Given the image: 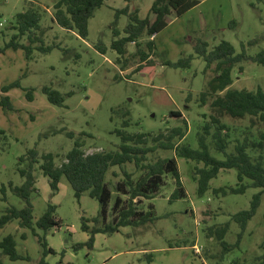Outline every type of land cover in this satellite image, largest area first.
Wrapping results in <instances>:
<instances>
[{
  "label": "rangeland",
  "instance_id": "374dc122",
  "mask_svg": "<svg viewBox=\"0 0 264 264\" xmlns=\"http://www.w3.org/2000/svg\"><path fill=\"white\" fill-rule=\"evenodd\" d=\"M54 1L0 0V47L15 33L9 27L14 23L16 13L30 6L41 14L39 24L44 28L43 45L56 44L49 52L33 48L29 58L21 48H8L0 53V88L19 80V86L8 89L6 93L11 109H0V130L6 137L3 140L0 134V216L9 207L24 206V201L10 187L22 183L17 170L19 158L27 150L35 149L39 156L51 153L59 163L73 145L74 138L68 137L67 131L80 135L86 153L110 150L119 143L112 130L120 125L123 113L127 112L132 121L127 131L155 132L179 123V118L169 116L170 111L177 110L188 121L183 142L197 148L196 133L212 112L210 101L204 106L198 104V95L214 75V65L204 71L205 61L195 52L194 46L200 40L205 41L209 51L221 40H227L236 54L244 50L250 56L264 49L263 2L201 0L181 16H170L168 25L155 34L152 64H142L139 68L137 60L131 59L122 66L116 63L117 54L110 44L115 38L113 30L123 36L129 23L127 15L115 16V11L127 4L125 0H106L95 9L88 20L85 39L51 20ZM152 1L130 0L128 5L130 10L137 8L139 16L145 17ZM144 39L146 37L140 40ZM252 40L255 41L251 43ZM21 42L28 43L27 36ZM97 44L104 47L103 52L96 48ZM127 49L133 52L134 45L128 44ZM189 57L186 67L162 63ZM231 76L232 88L255 90L260 87L264 91V64L242 60L233 66ZM44 86L63 95L62 106L47 100L42 91ZM28 88L33 89L32 100L26 98ZM188 94L190 98H187ZM112 109L118 114L113 115L114 120L110 121ZM249 119L248 116L221 117L229 127L228 153L233 152L237 140L242 141L245 137L259 140L264 124L256 122L250 126ZM247 152L252 160L260 154L264 166V149H247ZM210 153L224 159L222 153L212 148ZM157 154L171 156L173 153L159 151ZM175 158L186 197L169 200L175 183L170 173L165 174V182L157 194L142 202L143 207L148 202L153 204L157 218L145 226H124L112 234L97 233L91 248L85 244L75 248V244L87 241L88 233L81 229V217L92 219L96 216L98 201L87 192L76 199L65 177L60 179L58 191L53 193L47 176L36 168L37 192L30 194L32 214L37 219L49 203L56 206L54 215L59 225L51 228L45 236L47 247L53 252L43 255L36 236L13 219L0 228V240L12 234L16 250L27 259L10 260L0 252L1 263L38 264L43 260L44 264H215L221 247L216 239L206 237L205 227L228 221L234 213L247 209L260 188L247 187L242 193L222 195L220 192L215 196L213 188H227L238 183L236 169H221L210 179L208 190L198 195L193 175L195 169L203 164L179 156ZM27 163L23 161L20 166H27ZM128 169L132 170V167L128 166ZM112 171L118 175L113 176ZM120 176L117 167L108 171L107 179L111 186ZM247 182L249 179L245 178L243 183ZM37 231L42 234V231ZM239 236L238 246L224 253L218 264H233L232 260H237L238 264H257L260 261L258 257L264 251L261 247L264 242V193L243 233L237 223L229 222L224 240L234 244Z\"/></svg>",
  "mask_w": 264,
  "mask_h": 264
},
{
  "label": "trees",
  "instance_id": "16d2710c",
  "mask_svg": "<svg viewBox=\"0 0 264 264\" xmlns=\"http://www.w3.org/2000/svg\"><path fill=\"white\" fill-rule=\"evenodd\" d=\"M105 1L55 0L51 20L61 28L74 30L78 36L85 39L88 34L89 18L93 16L95 9L102 6ZM125 1L127 4L117 9L115 16L125 14L129 18V23L124 29L123 36H119V31L116 29L113 30L115 38L111 41L110 47L117 54L116 63L125 66L132 59L137 60L138 66L141 68L142 64H152L151 57L155 54L154 36L168 25L170 16H181L201 0H153L149 14L145 17L139 16L137 8L130 10L128 5L130 0ZM259 1L264 3V0ZM40 20V12L33 6L16 13L14 23L9 27L15 30V33L9 41L0 47V53L8 48H21L24 50L26 58H29L33 48L40 52H49L54 48L56 44L43 45L44 28L40 27ZM25 36L28 38V43L21 42ZM143 37L146 39L141 41L140 39ZM254 41L252 40L251 43ZM37 43L40 44L37 45ZM130 43L134 45V51L131 53L127 49ZM96 48L101 52L104 51V47L100 44H97ZM194 49L205 61L204 71L214 65L212 68L214 75L208 79L204 89L198 95V104L204 106L210 101L209 107L212 112L209 114V120H206L196 133L197 148L183 142L188 130V121L177 110L170 111L169 116L179 118V123L155 132L127 131L126 128L132 124V121L127 112L123 113L120 125L115 126L112 130L118 136L119 143L115 149L110 150L102 149L86 153L80 135H76L73 131H67V136L74 138V141L72 148L63 155L59 163L55 162L51 153H43L39 156L35 149L27 150L19 158L17 170L22 178V183L10 185V187L24 201V206L22 208H7L5 213L0 216V228L9 221L17 219L20 227L29 228L31 233L36 236L42 247L43 255L53 252L50 247H47L45 236L51 228L59 225V221L55 219L54 215L56 206L49 203L47 209L37 219H34L32 214L30 194L37 192L34 171L38 168L43 175L47 176L53 193L58 191L60 179L65 177L76 199L79 200L81 194L87 192L90 197L98 201L99 210L96 216L92 219L81 217V229L88 233L87 241L75 244V248L84 244L91 248L97 233L112 234L124 226L137 228L152 223L157 218L154 206L148 202L147 206L143 207L142 202L152 199L157 194L165 182V174L170 173L175 183L169 200L186 197L175 158L179 156L203 164L202 167L195 169L193 175L197 182L198 195H203L208 190L210 179L215 177L221 169H236L238 183L227 188H213L212 194L215 196L220 192L222 195L228 192L242 193L247 187L260 188L253 195L247 209L234 213L228 221L205 227L206 237L214 238L220 244L218 261L223 259L224 253L238 246L240 236L234 244L227 243L224 237L229 229L230 221L237 223L241 232H244L248 221L259 205L261 195L264 193L262 156L258 154L252 160V156L247 152V149L253 151L264 149V131L260 133L259 140H249L247 137L242 141L237 140L233 152L228 153L226 148L229 144V127L222 122L221 117L225 115L232 118L248 116L250 126L256 122L264 124V91L260 87L255 90L231 87L233 66L242 60L264 64V49L254 56L247 55L244 50L236 54L233 45L227 40H221L209 51L207 43L200 40ZM190 59L189 57L176 62L163 61L162 63L172 67H186ZM239 69L242 68L239 67ZM18 86L19 80L1 86L0 109H11L9 96L6 93L8 89ZM42 91L50 103L58 106L63 105L64 97L58 90L44 86ZM26 98L33 99L32 88L26 89ZM187 98H190V94ZM115 114H118L117 111L112 109L110 121L114 120L113 115ZM0 134L4 140L6 137L2 130H0ZM211 148L222 153L224 159L213 156L210 153ZM159 151H171L173 154L160 156L157 154ZM23 161H28L27 166H20ZM36 165L37 167H35ZM128 166H131L132 170H129ZM112 167H117L121 175L113 186L107 179V173ZM112 175L117 176L118 173L112 171ZM245 178L249 179V182L243 183ZM89 221L92 222L91 225L88 224ZM37 230L42 231V234L40 235ZM190 245L193 246L194 243ZM261 247L264 249V242ZM0 249L1 254L10 260L27 259L16 250V240L12 234H7L0 240ZM258 259L260 261L257 264H264V251ZM218 261L215 264H218ZM232 262L238 264L237 260H232ZM0 264H2L1 260ZM38 264H44V261L40 260Z\"/></svg>",
  "mask_w": 264,
  "mask_h": 264
},
{
  "label": "built area",
  "instance_id": "2783aa9c",
  "mask_svg": "<svg viewBox=\"0 0 264 264\" xmlns=\"http://www.w3.org/2000/svg\"><path fill=\"white\" fill-rule=\"evenodd\" d=\"M195 250L197 251V248H195Z\"/></svg>",
  "mask_w": 264,
  "mask_h": 264
},
{
  "label": "crops",
  "instance_id": "0c3cea01",
  "mask_svg": "<svg viewBox=\"0 0 264 264\" xmlns=\"http://www.w3.org/2000/svg\"><path fill=\"white\" fill-rule=\"evenodd\" d=\"M155 37V36H154Z\"/></svg>",
  "mask_w": 264,
  "mask_h": 264
}]
</instances>
